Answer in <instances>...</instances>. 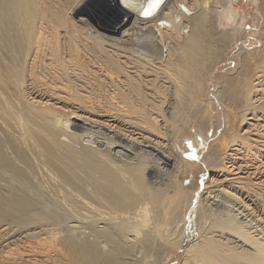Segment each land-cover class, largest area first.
Returning <instances> with one entry per match:
<instances>
[{
  "label": "bare ground",
  "instance_id": "bare-ground-1",
  "mask_svg": "<svg viewBox=\"0 0 264 264\" xmlns=\"http://www.w3.org/2000/svg\"><path fill=\"white\" fill-rule=\"evenodd\" d=\"M88 1L0 0V264H165L175 247L176 264H264L260 232L204 204L215 187L264 209V4L262 46L233 51L232 0H107L120 18L100 28ZM141 143L171 171L113 152Z\"/></svg>",
  "mask_w": 264,
  "mask_h": 264
},
{
  "label": "rangeland",
  "instance_id": "rangeland-1",
  "mask_svg": "<svg viewBox=\"0 0 264 264\" xmlns=\"http://www.w3.org/2000/svg\"><path fill=\"white\" fill-rule=\"evenodd\" d=\"M90 1H92V3L89 2V1L88 2L91 3L90 5H93V8H95L94 9V13L97 16V21L96 20L94 21L95 22V25H94L95 27H99L100 28L101 26L99 25V23L104 21L106 19V17L108 18V16L110 17V20L112 18V20L114 19L115 21H118V18H120V16L117 15L115 11L111 10V7H109L108 4H106L107 0H90ZM232 2L238 8V11L240 13V16L238 17V20L239 21L242 20V22H244V24H242L241 26L245 30V35L244 36L246 37V38L244 37L242 40H238L239 42L232 43V50L234 49L233 51H236L238 48L241 47V45L245 49L249 48L250 50L248 49V51H252V50H256V49L258 50L262 46V43H263L262 42L263 40L261 38V33H260V31H262V26H263L261 10H260L261 6L260 5L264 4V0H232ZM78 17L79 16H77V18ZM93 34L95 35L96 33H93ZM137 39H140L143 42V45H145V46H143L141 48L140 52L143 51V53H146V52L149 51V48H151V46H153L152 43H151V36L148 33L144 32L143 34H140V36H136L134 40H131V43H132L131 46H134V43H135V41ZM233 45H235V46H233ZM237 45H240V46H237ZM148 46H149V48H148ZM251 48H253V49H251ZM232 62H234V61L232 60V57L229 54L228 55V61L227 62H222V64L219 65V67L215 71L216 72L220 71V68H223L222 70H227L228 67H232L235 64V62L234 63H232ZM214 81H215V79L213 78L212 81H210V83H209V86H210L209 88H210V90L212 92H214V90H215V88H213ZM220 118L222 119L223 116L221 115ZM216 119H217L216 117H213V122L214 123L217 121ZM255 120H252V122L254 121V123H255ZM257 120L260 121L261 126H262L261 129L264 130V128H263L264 127V120L262 118H259ZM257 120H256V122H257ZM225 124H226L225 122L222 123V125H223L222 127H224ZM218 125L219 124H216L214 126L215 128L213 127L214 131H215V129H217ZM93 136H96V133H94V134L91 133L90 135L84 134L83 135L84 140H82V142L87 143V144H89V143L91 144L92 143L93 145H96L97 143H99L98 147H100V146L105 147V146H107L109 144L108 140H103V139L102 140H93ZM209 136L210 137L212 136V130L209 131ZM186 141H190V140L186 138L183 141L182 145H180V147L178 149V150H180L181 153L184 151V148H186V147H188L189 150H191L190 145L188 143H186ZM209 141L210 140H207V139L203 140V141H200V143L197 146L194 147V149L192 150V153H191L192 155L194 154L196 156V159H192L194 162L198 163V162L201 161V159H204V154L207 151L206 149H207V146L209 144ZM122 148H123L122 146H118V147H115V148L113 147V152L116 155L122 154V155H120L121 157L131 158V160L133 162H137L138 161V159H137L138 155H143V156L146 155V157H148L150 155L146 159L147 162H148L147 164L150 165L156 159V161H154V162H156L160 166H161V164H160L161 162H164V166L166 164L164 169L167 168L166 169L167 172H170L171 169H172L171 168L172 166H169V164H168L169 163V161L167 160L168 156L166 154H164V152L161 149H159V148L154 150L152 148L146 147L145 144H142V143L139 145L140 149L135 150V151L134 150L126 151V150H124ZM146 153L148 154V156H147ZM154 155H156V156L154 157ZM262 157H263L262 161L264 163V156H262ZM245 159H247V158H245ZM245 159H243V160H245ZM259 163H260V160L258 161L257 164H259ZM244 165H243L244 167L242 168L243 172L248 171L247 173H249L250 171H252L253 168H255V166L253 164H251V163L250 164L248 163L249 166L246 165V164H244ZM251 165H253V166H251ZM195 167L196 166H193L194 169L191 168L190 177L185 180L184 184L185 185H189L191 182L194 181L193 183H195V185H197L200 188V191H201V190H203V185H204V183L206 181V176H205L206 173L205 172L197 173L198 171H197V169ZM168 168H169V170H168ZM263 168H264V166H263ZM257 170L259 171V169H257ZM258 171H256V173H257L256 175L257 176H259V175L261 176V174L263 175L264 170H261L263 172H261V171L258 172ZM150 178H152V176ZM261 178H264V175ZM200 191H199V194H198L199 196L201 194ZM214 194H217V196H214ZM239 194L241 195V196L239 195L241 201L238 200V199H233L231 197H228V196L224 195L223 193L218 192V190L215 187L211 188L206 194H204V196H205L204 204L206 203L205 205H207V207H206V209L208 210L207 213L211 212L212 213L211 217L213 219H215L216 221H221V220L227 219L228 216L234 214V215L237 216V219L242 224H244V225H246L248 227H252V230H254L255 233L260 232L259 236L264 237V222H263V219H262V217L264 218V211H263L264 209L262 210L261 205L260 206H259V204L257 205V203L252 200V197L250 199V196H248L245 193H243V194L239 193ZM244 204L247 205V206H245ZM256 206H257V208H256ZM260 210H261V213H259ZM260 217H261L262 220L259 219ZM207 220L209 221V219H207ZM238 225L239 224H236V226H238ZM182 249H183V247H181V248L175 247L174 249H172L170 254L165 258V264H176V263L180 262L181 261Z\"/></svg>",
  "mask_w": 264,
  "mask_h": 264
},
{
  "label": "snow or ice",
  "instance_id": "snow-or-ice-1",
  "mask_svg": "<svg viewBox=\"0 0 264 264\" xmlns=\"http://www.w3.org/2000/svg\"><path fill=\"white\" fill-rule=\"evenodd\" d=\"M149 14H150V13H149ZM186 143H188L189 145L191 144L190 141H186ZM191 158H192V159H196V156L193 154V155L191 156Z\"/></svg>",
  "mask_w": 264,
  "mask_h": 264
}]
</instances>
